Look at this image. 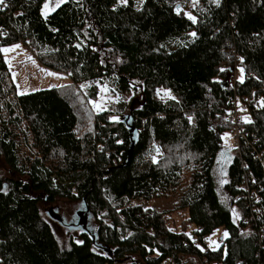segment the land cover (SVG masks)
Returning a JSON list of instances; mask_svg holds the SVG:
<instances>
[{
    "label": "trees",
    "instance_id": "16d2710c",
    "mask_svg": "<svg viewBox=\"0 0 264 264\" xmlns=\"http://www.w3.org/2000/svg\"><path fill=\"white\" fill-rule=\"evenodd\" d=\"M6 2L0 49L23 45L71 84L20 95L0 52V264H264V167L255 158L264 160V0H67L47 19L45 0ZM101 82L131 91V104L93 117L87 93L98 90L80 86ZM233 95L252 122L240 127L248 142L226 150L222 136L235 127L222 116ZM123 113L131 139L124 122L110 121ZM216 167L227 169L236 215L220 202ZM161 198L184 214L179 228L142 209ZM59 200L86 212L65 248L61 225L42 213ZM218 229L228 237L200 253Z\"/></svg>",
    "mask_w": 264,
    "mask_h": 264
},
{
    "label": "rangeland",
    "instance_id": "374dc122",
    "mask_svg": "<svg viewBox=\"0 0 264 264\" xmlns=\"http://www.w3.org/2000/svg\"><path fill=\"white\" fill-rule=\"evenodd\" d=\"M140 3H141L140 0H138L139 6L141 5ZM6 48L13 49L7 53L3 52V57L6 65H8V70L11 79H13L14 81L13 83L15 84L17 92L20 95H28L31 94V92L36 93L40 91H45L46 89L50 90L53 88H59V87L62 88L71 84L69 77L61 74L60 72L57 73L54 71H50L45 67L43 68V66L36 61L33 55L28 50H26L23 45H19L18 48H14L13 46ZM48 73H55L57 75H49ZM240 74L241 71L240 69H238V74H233L234 79L237 78V80H239ZM93 85L98 90L95 99L92 98V96H90V94L86 92L89 86H93ZM80 89L83 91V93H87V102L89 104V109L93 117H95V115H98L99 113L102 112L111 113L112 111L117 110L116 108L119 109L129 106L131 104V100L133 97V93L131 91L126 94L121 93L120 90L117 89V87H113L107 82L104 83L101 82V84L87 83L86 85H81ZM161 99L165 101L168 98L165 97ZM90 101L94 103H90ZM137 101L140 102L141 99L138 98ZM94 104H98L100 107L97 108L94 106ZM233 108L236 109V111L239 112V114H242L241 117L248 118V113L243 110L241 103L240 104L237 103L235 106H233ZM120 116L119 115L112 116L115 119L112 118L110 119V121H116V119H118L121 120L122 122H126L129 128L133 126V123L131 121L132 116L130 114L123 113L122 114L123 118ZM222 140L223 142L221 145L224 149L228 150L233 147L234 140L230 132L224 134L222 136ZM219 168L220 169L217 168L215 170V182H217L216 188H217L218 196H220L221 204L226 208L228 209L230 208L232 210L228 202V196H226L225 193V186H227L228 182L221 183L222 181H227L226 179L227 169L226 168L221 169V167ZM81 204L82 203L80 201L77 203H71L65 200L63 201L59 200L55 204L51 203L49 205L42 206V213L43 216L48 219V221H50L51 219L48 216L51 213L53 214V216L51 217L59 218L63 223H65L68 226L74 223L75 220L80 218V215L77 214L78 212L81 214V212L83 211V207ZM147 206L158 212L162 211L167 213L166 217L168 218V223L171 226V228H173V230L181 226L180 224L181 221H183L184 214L176 211V209L173 207L174 206L173 199L161 198L158 201L155 200L152 202H148L146 207ZM56 218H54V220ZM78 232H79V228L68 229L66 228L65 225L61 226V228L59 227L58 229H56V236L58 237V242L61 245V248H65L69 246V244H67L69 238L68 236H70L69 233H72V235L76 237ZM222 236H223V231L220 229L219 231L215 232V235L211 236V239L218 243V241L221 239ZM212 247H216V246L213 245Z\"/></svg>",
    "mask_w": 264,
    "mask_h": 264
},
{
    "label": "snow or ice",
    "instance_id": "6c2138e0",
    "mask_svg": "<svg viewBox=\"0 0 264 264\" xmlns=\"http://www.w3.org/2000/svg\"><path fill=\"white\" fill-rule=\"evenodd\" d=\"M67 0H45V3L43 4L42 8H41V15L42 17H44L45 19H47V17L49 16V14L53 11H55L57 8H59L62 4L66 3ZM141 3H143V0H140ZM198 2V0H193V5L195 6L196 3ZM212 3H215L217 6H219L220 4V0H211ZM119 3H122V4H127V0H119ZM8 7V4L6 2V0H0V11H3L5 8ZM139 10V9H137ZM177 14L180 13V9H179V6H177ZM18 15H22V13H18ZM188 16V19L191 20L193 23H196V18L194 16H192L191 14H186ZM0 35H3L2 32H0ZM191 36L195 37L196 36V33L195 32H192L190 33ZM14 48H18L19 45H15L13 46ZM13 49H9V48H3V49H0V52H4V53H7L9 51H11ZM242 59V58H241ZM221 71H225L224 69H221ZM241 71V76L239 78V81L240 83H243L244 82V77H243V69H240ZM49 75H57L55 73H48ZM83 87V86H82ZM23 94V93H21ZM157 95L158 96H161V98H165L167 97L168 99H175V97H173L171 95V92L170 91H167V90H163V89H158L157 90ZM90 103H94V102H91ZM260 107H264V100H261V101H258L257 102ZM95 107L99 108L100 106L98 104H94ZM115 119V118H113ZM242 119L244 120V122L246 123H251L252 121L247 118V117H242ZM188 120L189 122L191 123L192 122V117L189 116L188 117ZM158 151V150H157ZM221 183H227V181H222ZM233 214L236 215V210L233 209ZM238 218V216H237ZM235 222V220L233 221ZM219 231V230H217ZM129 235H131V233H129ZM213 235H215V233H213ZM223 237L224 238H227L228 237V232L225 231L223 233ZM208 240V243H209V246L212 247L213 245H215L216 247H218V244L216 241H213L211 239V237H208L207 238ZM77 243H83L82 241H78ZM199 247V245H198ZM216 247H212V250L215 251L216 250ZM201 251H203V249H201Z\"/></svg>",
    "mask_w": 264,
    "mask_h": 264
},
{
    "label": "built area",
    "instance_id": "2783aa9c",
    "mask_svg": "<svg viewBox=\"0 0 264 264\" xmlns=\"http://www.w3.org/2000/svg\"><path fill=\"white\" fill-rule=\"evenodd\" d=\"M2 33H4L2 30H1ZM4 35V34H3ZM227 55L228 57L231 58V62L233 64V70L237 71V67H236V63H237V60H239L238 56H236V53L235 52H232V51H227ZM233 106H235L238 102H239V98L236 97V95H233ZM242 114H239V112L236 111V109H232L230 112L227 111V113H225L222 118H223V121L225 123H229L230 125L234 126L235 127V134H234V137H233V140H234V143H233V147L235 149H239L240 147V143H242V141H244L245 143L248 142V135L241 130V126L244 124L243 120H242V117H241ZM251 150L254 151V147H251ZM157 160H159L161 157L160 156H157ZM256 160L258 161V163L264 167V160L262 158V155H259V153H257V156L255 157ZM120 160V158H119ZM244 181L245 184L243 185V191H245V194L247 195L249 193V184L252 182H254V178L249 175ZM250 195V194H249ZM252 197H255V195H251ZM256 202H258V200H256ZM142 209L145 211L147 209V207L145 205L142 206ZM209 247V243H207L206 241H204L202 244L199 245L198 247V250L200 253H205L207 251ZM201 249H203V251H201ZM161 264H170L169 261H166Z\"/></svg>",
    "mask_w": 264,
    "mask_h": 264
},
{
    "label": "water",
    "instance_id": "95a60500",
    "mask_svg": "<svg viewBox=\"0 0 264 264\" xmlns=\"http://www.w3.org/2000/svg\"><path fill=\"white\" fill-rule=\"evenodd\" d=\"M124 125L127 127V129L130 131V133H129V138L131 139L132 138V135H134V133H135V130H133V128L132 127H128L127 126V124H126V122H124ZM133 145V144H132ZM85 214H86V212H85ZM84 214V211H82L81 212V214L78 212V214L77 215H80V218H79V224H78V227L77 228H80V229H82V226H81V224L80 223H82L84 220H85V218H86V215ZM54 218H56V217H54ZM54 218H53V220H54ZM84 219V220H83ZM54 221H56V222H58L59 223V225H61V226H66V228H68V229H72V228H74V224H75V222L74 223H72V224H70V225H66L65 223H63L59 218H56ZM76 228V227H75ZM92 241L94 242V238H92Z\"/></svg>",
    "mask_w": 264,
    "mask_h": 264
}]
</instances>
